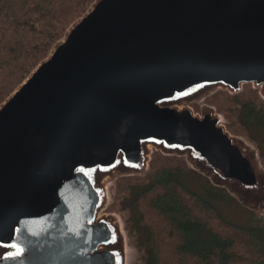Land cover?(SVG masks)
I'll list each match as a JSON object with an SVG mask.
<instances>
[{"label": "water", "instance_id": "obj_1", "mask_svg": "<svg viewBox=\"0 0 264 264\" xmlns=\"http://www.w3.org/2000/svg\"><path fill=\"white\" fill-rule=\"evenodd\" d=\"M264 96V0H94L0 103V264H126L108 178L153 148L264 210V166L213 106Z\"/></svg>", "mask_w": 264, "mask_h": 264}, {"label": "trees", "instance_id": "obj_2", "mask_svg": "<svg viewBox=\"0 0 264 264\" xmlns=\"http://www.w3.org/2000/svg\"><path fill=\"white\" fill-rule=\"evenodd\" d=\"M93 1L0 0V103ZM217 93L229 129L259 140L254 130L264 131V99L257 88ZM116 187L108 208L122 211L135 264H264V217L225 216L220 206L234 197L183 157L154 151L146 173L120 177Z\"/></svg>", "mask_w": 264, "mask_h": 264}, {"label": "rangeland", "instance_id": "obj_3", "mask_svg": "<svg viewBox=\"0 0 264 264\" xmlns=\"http://www.w3.org/2000/svg\"><path fill=\"white\" fill-rule=\"evenodd\" d=\"M246 84H251L254 88H257L259 94L261 95V97L264 99V96L261 94L260 89L258 87H255L252 83H244L242 88L239 91H230L228 89L225 88H218L214 91H209L208 93H206L204 96H202L201 98H198L192 102H190L189 104L191 105V107L197 111V112H201V108L203 106H213L216 110L217 113L220 114V117L222 119V122L225 124L226 128L233 134L238 135L242 138H244L249 144H251L252 146L255 147V149H257L259 156L260 154L264 153V131H262V133L258 130L256 131V129L254 130L255 135H257L259 137V140H250L246 135L243 134V132L240 130L239 132L234 128L233 132L229 129L228 125V118L226 117V114L224 112H221L218 110V105L220 104V94H218V91H227L229 93H237V92H241L244 88V85ZM154 151H160L159 149H155L153 148V151L151 153V158H152V154L154 153ZM163 154H166L164 152H162ZM166 155H175V156H179V157H183L185 159V161L187 162L188 166L195 169L196 171L200 172L198 169L194 168L190 163V161L187 159V157L185 155H179V154H166ZM261 160V157H260ZM151 161V159H150ZM150 161H149V166L148 169L146 170V172L150 169ZM262 163V160H261ZM262 165L264 166V164L262 163ZM145 172V173H146ZM201 173V172H200ZM144 173H135V174H125V175H119L116 174L112 177L108 178V187H109V203L107 205V207L103 210V212H112L114 213L118 219L120 220L123 230H124V238H125V243H126V248L127 245L130 248L128 257L126 254V264H135L136 259H137V250L134 246V243H132L131 238L128 236L127 234V229H126V225H125V221H124V217L122 215V211H120V209L118 207L114 208L116 210H110L108 207L110 205V203L114 202L115 199H117V179L120 177H125L128 175H143ZM203 174V173H201ZM204 176H207L205 174H203ZM209 179L210 177L207 176ZM189 179L193 182V179H191L189 177ZM211 180V179H210ZM224 187V186H222ZM228 190V192L234 197L233 200H231V202H227L224 203L220 206L221 210L223 211V214L225 216H227L228 218L232 219V220H236V221H242L244 219H246L245 217L248 215L249 211H253L256 214L263 216L264 217V210L261 209H257V208H253L248 206L247 204H245L244 202H242L236 195L232 194L229 189L227 187H224Z\"/></svg>", "mask_w": 264, "mask_h": 264}, {"label": "bare ground", "instance_id": "obj_4", "mask_svg": "<svg viewBox=\"0 0 264 264\" xmlns=\"http://www.w3.org/2000/svg\"><path fill=\"white\" fill-rule=\"evenodd\" d=\"M129 251H130V248H129V246L127 245V248H126V254H127V257H128Z\"/></svg>", "mask_w": 264, "mask_h": 264}]
</instances>
